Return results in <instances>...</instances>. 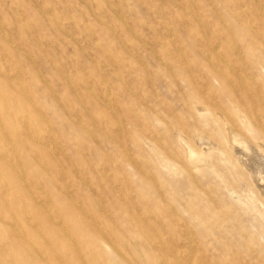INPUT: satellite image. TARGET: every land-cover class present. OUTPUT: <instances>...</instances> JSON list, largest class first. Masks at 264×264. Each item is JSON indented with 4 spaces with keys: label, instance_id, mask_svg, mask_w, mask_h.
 Here are the masks:
<instances>
[{
    "label": "rangeland",
    "instance_id": "374dc122",
    "mask_svg": "<svg viewBox=\"0 0 264 264\" xmlns=\"http://www.w3.org/2000/svg\"><path fill=\"white\" fill-rule=\"evenodd\" d=\"M257 146L264 0H0V264H264Z\"/></svg>",
    "mask_w": 264,
    "mask_h": 264
},
{
    "label": "bare ground",
    "instance_id": "6f19581e",
    "mask_svg": "<svg viewBox=\"0 0 264 264\" xmlns=\"http://www.w3.org/2000/svg\"><path fill=\"white\" fill-rule=\"evenodd\" d=\"M88 2H89V1H88ZM242 3H243V2H242ZM109 5H110V4H109ZM114 9H116V8H114ZM51 10H52V9H51ZM53 10H54V9H53ZM116 10H117V9H116ZM87 12H88V11H87ZM121 15H122V14H121ZM55 17H56V16H55ZM239 17H240V16H239ZM242 17H243V16H242ZM243 18H244V17H243ZM105 21H106V20H105ZM200 21H201V20H200ZM247 21H248V20H247ZM248 24H249V23H248ZM86 25H87V24H86ZM86 27H87V26H86ZM109 28H110V27H109ZM111 29H112V28H111ZM14 32H15V31H14ZM135 34H137V32H136ZM3 35H4V34H3ZM167 35H168V34H167ZM223 35H224V34H223ZM136 36L138 37V34H137ZM168 37H169V36H168ZM196 39H197V38H196ZM9 40H10V39H9ZM130 41H131V40H130ZM11 44H12V43H11ZM98 46H99V45H98ZM213 46H214V45H213ZM162 47H163V46H162ZM214 47H215V46H214ZM214 47H213V49H214ZM211 48H212V47H211ZM215 48H216V47H215ZM222 53H223V52H222ZM134 55H135V54H134ZM1 56H2V55H1ZM18 56H19V55H17V57H18ZM20 56H21V55H20ZM20 56H19V57H20ZM226 57H227V56H226ZM23 58H24V57H23ZM185 58H186V57H185ZM228 58H229V57H228ZM226 61H227V60H226ZM220 63H221V62H220ZM233 63H234V62H233ZM238 63H239V62H238ZM20 72H21V70H20ZM99 72H100V71H99ZM27 75H28V74H27ZM66 76H67V75H66ZM66 76H64V77H66ZM67 77H68V76H67ZM239 79H240V78H239ZM105 80H106V79H105ZM105 80H104V81H105ZM122 80H123V79H122ZM241 80H242V79H241ZM45 81H46V80H45ZM70 81H71V80H70ZM100 81H101V80H100ZM19 82H20V81H19ZM46 82H47V81H46ZM242 82H243V81H242ZM22 83H23V82H22ZM104 83H105V82H104ZM19 84H21V83H19ZM21 85H23V84H21ZM49 85H50V84H49ZM196 85H197V84H196ZM13 86H15V85H13ZM89 86H90V85H89ZM90 87H91V86H90ZM90 87H88V88H90ZM20 89H21V88H20ZM23 89H24V88H23ZM92 89H93V88H92ZM75 90H76V89H75ZM20 92H21V90H20ZM22 92H24V91H22ZM24 93H25V92H24ZM105 95H106V94H105ZM78 96H79V95H78ZM106 96H107V95H106ZM26 97H28V96H26ZM210 97H211V96H210ZM81 101H82V100H81ZM82 103H83V102H82ZM31 104H32V103H31ZM195 104H196V103H194V105H195ZM197 105H198V104H197ZM84 106H85V105H84ZM185 106H186V105H185ZM154 109H155V108H154ZM219 109H220V108H219ZM255 109H256V108H255ZM198 110H200V109H198ZM204 111H207V110L205 109ZM202 112H203V111H202ZM215 112H216V111H215ZM237 112H238V111H237ZM240 113H241V112H239V114H240ZM11 114H12V113H11ZM217 116H218V115H217ZM12 117H13V116H12ZM241 118H242V117H241ZM19 119H20V118H19ZM242 119H243V118H242ZM155 121H156V120H155ZM222 121H223V120H222ZM227 121H228V120H227ZM27 123H28V122H27ZM25 124H26V123H25ZM225 124H226V123H225ZM225 124H224V125H225ZM227 124H228V123H227ZM228 125H229V124H228ZM228 125H226V126H228ZM230 125H231V124H230ZM23 126H24V124H23ZM117 127H118V126H117ZM229 127H230V126H229ZM119 128H120V127H119ZM225 128H226V127H225ZM116 130H117V129H116ZM171 130H172V129H171ZM45 131H46V130H45ZM227 131H229V129H228ZM230 132H231V129H230V131H229L228 134H230ZM233 133H234V132H233ZM236 133H237V132H236ZM174 134H175V133H174ZM178 134H179V133H178ZM160 135H161V134H160ZM176 135H177V134H176ZM179 135H180V134H179ZM179 135H178V136H179ZM195 135H196V133H195ZM198 135H200V134H198ZM139 136H140V135H139ZM196 136H197V135H196ZM233 136H234V135H233ZM182 137H183V136H182ZM193 137H194V136H193ZM193 137H191V138L193 139ZM199 137H200V136H199ZM202 137H204V136H202ZM229 137H230V136H229ZM235 137H236V136H235ZM239 137H240V136H239ZM239 137H238V138H239ZM143 138H144V137H143ZM178 138H181V137H178ZM183 138H184V137H183ZM230 138H231V137H230ZM46 139H48V138H46ZM243 139H244V138H243ZM145 140H146V139H145ZM184 140L186 141V139H184ZM196 140H198V138H196ZM206 140H207V139H206ZM42 141H43V140H42ZM148 141H149V140H148ZM148 141H147V142H148ZM207 141L210 142L211 140H207ZM229 141H230V140H229ZM46 142H47V141H46ZM211 142H212V141H211ZM238 142H240V141H238ZM238 142H237V143H238ZM243 142H246V141H243ZM11 143H12V142H11ZM39 143H40V142H39ZM148 143H149V142H148ZM180 143H182V141H181ZM183 143H184V142H183ZM187 143H188V142H187ZM233 143H234V142H233ZM235 143H236V142H235ZM240 143H241V142H240ZM240 143H238V144H240ZM247 143H249V142H247ZM253 143H254V142H253ZM44 144H45V143H44ZM213 144H214V143H213ZM238 144H237V145H238ZM243 144H244V143H243ZM243 144H241V145H239V146H242ZM12 145H13V143H12ZM150 145L152 146V143H151ZM185 145H186V144H185ZM185 145H184V146H185ZM189 145H191V144H189ZM189 145H188V146H189ZM230 145H231V144H230ZM252 145H254V144H252ZM215 146H217V145L215 144ZM233 146H234V145H233ZM250 146H251V145H250ZM259 146H261V144H259ZM259 146H257V147H259ZM148 147H150V146L148 145ZM194 147H195V146H194ZM207 147H208V146H207ZM218 147H220V146H218ZM227 147H228V146H227ZM230 147H232V146H230ZM243 147H244V146H243ZM257 147H255V148H257ZM54 148H55V147H54ZM153 148H154V147H153ZM238 148H241V147H238ZM250 148H251V147H250ZM259 148H261V147H259ZM262 148H264V147H262ZM262 148H261V149H262ZM7 149H8V148H7ZM149 149H152V147L149 148ZM156 149H157V148H155V150H156ZM188 149H190V148L187 147V150H188ZM192 149H193V148H192ZM202 149H203V148H202ZM205 149H206V148H205ZM205 149H204V150H205ZM214 149H215V148H213V150L211 149L212 152L214 151ZM244 149H245V148H244ZM244 149H242V151H245V150H246V149H245V150H244ZM193 150H196V149L194 148ZM197 150H199V149H197ZM204 150H203V151H204ZM223 150H224V149H222V151H223ZM232 150H234V149H232ZM51 151H52V150H51ZM153 151H154V150H153ZM189 151H190V150H189ZM189 151H188V152H189ZM186 152H187V151H186ZM186 152H185V153H186ZM188 152H187V153H188ZM201 152H202V151H201ZM206 152H207V151H206ZM212 152H211V153H212ZM234 152H235V151H234ZM250 152H251V151H250ZM250 152H249V153H250ZM258 152H259V151H258ZM127 153H128V152H127ZM153 153H154V152H153ZM156 153H157V151H156ZM204 153H205V151H204ZM214 153H215V152H214ZM224 153H225V152H224ZM246 153H247V152H245V154H246ZM160 154H161V153H160ZM162 154H163V153H162ZM195 154H196V153H195ZM195 154H194V155H195ZM197 154H198V153H197ZM199 154H200V152H199ZM205 154H207V153H205ZM205 154H204V156H205ZM208 154H209V153H208ZM212 154H213V153H212ZM222 154H223V153H222ZM154 155H155V154H154ZM185 155H186V154H185ZM191 155H193V153H192ZM202 155H203V154H202ZM202 155H201V156H202ZM220 155H221V154H220ZM246 155H249V154H246ZM159 156H160V155H159ZM161 156H162V155H161ZM161 156H160V157H161ZM170 156H172V154H171ZM189 156H190V154H189ZM189 156H188V158H190ZM195 156H196V155H195ZM198 156H199V155H198ZM207 156H208V155H207ZM207 156H206V157H207ZM218 156H219V155H218ZM232 156H233V155H232ZM257 156H258V155H257ZM0 157H1V156H0ZM5 157H6V155H5ZM157 157H158V156H157ZM164 157H165V156H164ZM219 157H221V156H219ZM225 157H226V155H225ZM245 157H246V156H245ZM1 158H2V157H1ZM165 158H166V157H165ZM191 158H192V156H191ZM194 158H195V157H194ZM202 158H203V156H202ZM239 158H240V157H239ZM241 158H242V157H241ZM11 159L13 160V158H11ZM166 159H167V158H166ZM185 159H187V158H185ZM198 159H199V158H198ZM222 159H223V158H222ZM243 159H244V158H242V160H243ZM252 159H253V157H252ZM139 160H140V159H139ZM160 160H161V159H160ZM163 160H165V159H163ZM193 160H194V159H193ZM193 160H189V161H193ZM195 160H196V159H195ZM201 160H203V159H201ZM208 160H209V159H208ZM208 160H207V161H208ZM17 161H18V160H17ZM161 161H162V160H161ZM205 161H206V160H205ZM254 161H255V160H254ZM261 161H262V160H261ZM199 162H200V161H199ZM208 162H209V161H208ZM9 163H10V162H9ZM11 163H12V162H11ZM11 163H10V164H11ZM18 163H19V162H18ZM163 163H165V162L163 161ZM182 163H183V162H182ZM187 163H190V162L187 161ZM239 163H240V161H239ZM245 163H246V162H245ZM245 163H242V164H245ZM261 163H262V162H261ZM171 164H172V162H171ZM191 164H193V163L191 162L189 165H191ZM200 164H201V163H200ZM204 164H205V163H204ZM12 165H13V164H11V166H12ZM187 165H188V164H187ZM189 165H188V166H189ZM193 165H196V164L194 163ZM197 165H198V164H197ZM197 165H196V166H197ZM207 165H208V164H207ZM209 165H210V164H209ZM209 165H208V166H209ZM240 165H241V164H240ZM240 165H239V166H240ZM167 166H168V164H167ZM196 166H195V167H196ZM200 166H201V165H200ZM241 166H242V165H241ZM245 166H246V165H245ZM245 166H244V167H245ZM12 167H13V166H12ZM17 167H18V166H17ZM20 167H21V166H20ZM20 167H19V169H20ZM192 167H193V166H192ZM236 167H237V165H236ZM21 169H22V167H21ZM182 169H183V168H182ZM170 170H172V169H170ZM176 170H177V169H176ZM185 170H187V169H185ZM248 170H249V169H248ZM248 170H247V171H248ZM174 171H175V170H174ZM177 171H178V170H177ZM19 172H20V171H19ZM179 172H180V171H179ZM185 172H186V171H185ZM248 172L251 173L250 170H249ZM20 173H21V176H22V175H23V172L21 171ZM216 174H217V173H216ZM190 176H191V175H190ZM240 176H241V175H240ZM22 177H23V176H22ZM251 177H252V174H251L250 178H251ZM246 178H247V177H246ZM246 178H245V180H246ZM261 178H262V177H261ZM112 179H113V178H112ZM252 179L255 180L254 177H253ZM258 180H259V178H258ZM223 182H225V181H223ZM248 182H249V181H248ZM256 182H257V179H256ZM31 185H32V184H31ZM257 185H258V184H257ZM25 186H27V185H25ZM156 186H157V185H156ZM27 187H28V186H27ZM153 187H154V185H153ZM161 187H163V186H161ZM211 187H212V186H211ZM211 187H210V189H211ZM261 188H262V187H261ZM40 189H41V188H40ZM42 190H43V188H42ZM3 191H4V190H3ZM5 191H6V190H5ZM259 193H260V192H259ZM1 194H3V193H1ZM5 194H6V193H5ZM159 194H160V193H159ZM160 195H161V194H160ZM0 196H1V195H0ZM13 197H14V196H13ZM160 197H161V196H160ZM130 198H131V197H130ZM131 199H132V198H131ZM155 199H156V198H155ZM261 199H262V198H261ZM165 201H166V200H165ZM170 201H171V200H170ZM40 202H41V201H40ZM47 202H48V201H47ZM167 202H168V201H167ZM43 203H44V202H43ZM194 208H195V207H194ZM172 209H173V208H172ZM195 209H196V208H195ZM232 209H233V208H232ZM46 211H47V210H46ZM50 211H51V210H50ZM146 211H147V210H146ZM222 211H223V210H222ZM10 212H11V211H10ZM87 212H88V211H87ZM166 212H168V211H166ZM2 213H3V212H2ZM150 213H151V212H150ZM234 213H235V212H234ZM234 213H233V214H234ZM21 214H22V213H21ZM198 214H200V213H198ZM49 215H50V214H49ZM88 215H89V214H88ZM90 215H91V214H90ZM234 215H235V214H234ZM0 216H2V214H0ZM21 217H22V216H21ZM60 217H61V216H60ZM13 218H14V216H13ZM24 218H25V217H24ZM59 219H60V218H59ZM91 219H92V218H91ZM3 221H4V220H3ZM137 221H138V220H137ZM58 222L60 223V220H59ZM31 225H32V223H31ZM218 225H219V224H218ZM12 226H13V225H12ZM32 226H33V225H32ZM34 226H35V225H34ZM242 226H243V225H242ZM96 229H97V228H96ZM98 229H99V227H98ZM98 229H97V230H98ZM64 230H65V229H64ZM245 232H246V231H245ZM65 233H66V232H65ZM65 233H63V234H65ZM0 234H1V233H0ZM67 234L69 235V233H67ZM67 234H66V235H67ZM249 234H250V233H249ZM3 237H4V236H3ZM187 237H189V236H187ZM13 239H14V238H13ZM142 240H143V239H142V237H141V240H140V241H142ZM99 242H100V241H99ZM101 242H102V241H101ZM103 242H104V241H103ZM118 242H119V240H118ZM142 242H143V241H142ZM144 242H146V241H144ZM160 242H161V241H160ZM160 242H159V243H160ZM257 242H258V241H257ZM133 243H134V242H133ZM146 243H147V242H146ZM1 244H3V243H1ZM110 244H111V243H110ZM119 244H120V243H119ZM236 244H237V243H236ZM3 245H5V244H3ZM3 245H2V246H3ZM100 245H102V244L100 243ZM126 245H127V242H126ZM190 245H191V243H190ZM194 245H195V244H194ZM74 246H75V245H74ZM147 246H149V245H147ZM187 246H189V245H187ZM101 247H102V246H101ZM124 247H126V246H124ZM149 247H150V246H149ZM174 247H175V246H174ZM189 247H190V246H189ZM259 247H260V246H259ZM162 248H163V247H162ZM175 248H176V247H175ZM193 248H194V247H193ZM75 249H76V248H75ZM176 249H177V248H176ZM76 250H77V249H76ZM77 251H78V250H77ZM263 251H264V250H263ZM3 252H4V251H3ZM132 253H133V252H132ZM34 255H35V253H34ZM44 255H45V254H44ZM49 255H50V254H49ZM79 255H80V253H79ZM137 256H138V255H137ZM158 256H159V255H158ZM176 256H177V255H176ZM186 256H187V255H186ZM45 257H47V256H45ZM93 257H94V256H93ZM134 257H136V256L134 255ZM199 257H200V256H199ZM138 258H139V256H138ZM138 258H136V259H138ZM182 258H184V257H182ZM43 259H45V258H43ZM142 259H143V258H142ZM178 259H179V258H178ZM186 259H188V257H187ZM189 259H190V258H189ZM45 260H47V259H45ZM139 260H140V259H139ZM164 260H165V259H164ZM12 261H13V260H12ZM33 261H34V260H33ZM137 261H138V260H137ZM140 261H141V260H140ZM10 262H11V261H10ZM143 262H144V261H143ZM159 262H161V261L159 260ZM162 262H163V261H162ZM164 262H165V261H164ZM180 262H181V261H180ZM198 262H200V261H198ZM206 262H207V261H206ZM1 263H2V262H1ZM122 263H124V262H122ZM122 263H121V264H122ZM137 263H138V262H137ZM137 263H135V264H137ZM178 263H179V262H178ZM183 263H184V261H183ZM84 264H85V263H84ZM138 264H139V263H138ZM140 264H141V263H140ZM173 264H174V263H173ZM175 264H176V263H175ZM197 264H198V263H197ZM199 264H200V263H199ZM206 264H207V263H206Z\"/></svg>",
    "mask_w": 264,
    "mask_h": 264
}]
</instances>
